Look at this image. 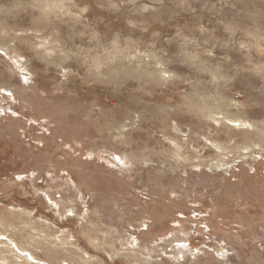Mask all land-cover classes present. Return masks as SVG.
Here are the masks:
<instances>
[{
    "label": "rangeland",
    "instance_id": "rangeland-1",
    "mask_svg": "<svg viewBox=\"0 0 264 264\" xmlns=\"http://www.w3.org/2000/svg\"><path fill=\"white\" fill-rule=\"evenodd\" d=\"M0 264H264V0H0Z\"/></svg>",
    "mask_w": 264,
    "mask_h": 264
}]
</instances>
